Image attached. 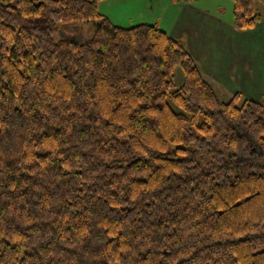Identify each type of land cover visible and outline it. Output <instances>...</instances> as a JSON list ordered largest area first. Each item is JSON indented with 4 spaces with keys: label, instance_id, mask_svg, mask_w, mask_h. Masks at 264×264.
<instances>
[{
    "label": "trees",
    "instance_id": "obj_1",
    "mask_svg": "<svg viewBox=\"0 0 264 264\" xmlns=\"http://www.w3.org/2000/svg\"><path fill=\"white\" fill-rule=\"evenodd\" d=\"M101 1L0 0V264H264V102Z\"/></svg>",
    "mask_w": 264,
    "mask_h": 264
},
{
    "label": "crops",
    "instance_id": "obj_2",
    "mask_svg": "<svg viewBox=\"0 0 264 264\" xmlns=\"http://www.w3.org/2000/svg\"><path fill=\"white\" fill-rule=\"evenodd\" d=\"M172 5L180 10L169 18L173 21L171 29L159 27L185 42L215 90L218 87L229 98L239 92L246 99L264 102V22L252 29L236 30L230 19L218 13L220 7L212 11L182 1H173ZM146 22L136 25L159 24L161 19Z\"/></svg>",
    "mask_w": 264,
    "mask_h": 264
},
{
    "label": "rangeland",
    "instance_id": "obj_3",
    "mask_svg": "<svg viewBox=\"0 0 264 264\" xmlns=\"http://www.w3.org/2000/svg\"><path fill=\"white\" fill-rule=\"evenodd\" d=\"M173 1L175 0H104L99 3L98 8L100 13L106 14L110 20L118 26L130 27L142 21H147L146 23H155L154 21L160 17L161 22L157 25L163 29H171L173 21L170 22L169 18H171L173 14L176 16V12L178 13L180 10L179 8L173 7ZM188 4L194 7H206L212 11L220 7L218 13H220L224 19H230L232 25V0H197ZM97 23L98 21L95 20L86 22L82 25L84 29V40H90L92 38L94 26ZM53 38L58 41L60 39L59 34H54ZM183 81V70L180 66H177L173 73V83L176 85V88H179L182 86ZM216 91L220 100L228 101L229 97L221 94L218 87H216Z\"/></svg>",
    "mask_w": 264,
    "mask_h": 264
}]
</instances>
